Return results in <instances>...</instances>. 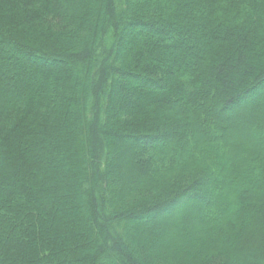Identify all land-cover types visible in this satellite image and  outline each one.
Returning a JSON list of instances; mask_svg holds the SVG:
<instances>
[{
    "label": "trees",
    "instance_id": "16d2710c",
    "mask_svg": "<svg viewBox=\"0 0 264 264\" xmlns=\"http://www.w3.org/2000/svg\"><path fill=\"white\" fill-rule=\"evenodd\" d=\"M263 203L264 0H0V264H264Z\"/></svg>",
    "mask_w": 264,
    "mask_h": 264
},
{
    "label": "rangeland",
    "instance_id": "374dc122",
    "mask_svg": "<svg viewBox=\"0 0 264 264\" xmlns=\"http://www.w3.org/2000/svg\"><path fill=\"white\" fill-rule=\"evenodd\" d=\"M134 34V32H133V30H132V28H130L129 30H128V35L129 36H131V35H133ZM46 51V50H45ZM34 63V62H33ZM26 67L27 68H36V70H39V71H42V72H47L48 70L49 71H51V70H54V69H58L59 67L60 68H67V67H69V64L66 62H62V63H59V62H57V63H53V62H51V63H49V62H46V61H44V62H36V63H34V64H28V65H26ZM14 77H16V76H14ZM36 81V80H35ZM17 95H19V92H14V93H12V95H10L9 97H8V99H10V97H14V96H17ZM237 138H238V136L237 135H234L233 134V136H231V141L232 142H234V141H236L237 140ZM136 151V149L134 148V149H129V148H126V149H122L121 147H114V148H110V152L113 154V155H118L119 156V158H117V160L116 161H113L111 164H110V166H111V168H113L114 170L115 169H117V168H119L120 167V170H121V168H123V166H125V167H127V166H129L130 165V163L128 162V160H127V155H128V153L130 152V151ZM230 154H232V152L230 153ZM122 166V167H121ZM129 174L130 173H127V174H125V177L124 178H122V181L124 182V180L127 178V177H129ZM263 205H264V203H263ZM179 206H181L180 208L178 207V208H175L174 210H172V212L170 213V214H172V215H175L176 216V218H178L179 216H181L180 214H181V212L183 211V210H187V206L185 207L183 204H181L180 203V205ZM184 206V207H183ZM197 208V207H196ZM189 209V208H188ZM194 208L192 207L191 209H189L188 211H192ZM199 209H201V207L199 208ZM202 211H204L205 212V209L203 210L202 209ZM169 220V218H168V216L167 215H164V216H160V217H157V218H155V221L153 222V224L154 225H161V224H163V223H165V222H167ZM152 223H147L146 221L145 222H139V223H136L135 225H133L134 227H140V228H142V227H149L150 229H151V227H150V225H151ZM177 224L178 225H180V226H182L183 228L185 227V226H187V223H183V221L180 219V218H178V221H177ZM139 228V229H140ZM246 234H247V232H246ZM251 234H253V237L255 236V234L257 235V234H259V235H261V236H263L264 237V223H255L253 226H252V228H251ZM166 238L164 237V240H165ZM263 241H264V238H263ZM253 245H256V246H258L259 245V243L256 241ZM134 249V248H133ZM245 252H249V249H247V248H244V250L241 252V258L243 259L244 258V256H245ZM257 253L259 254V253H261V249H260V247H258L257 248ZM252 254H255V253H252ZM256 255V254H255ZM111 257V264H117V262H116V260H115V258L113 257V256H110ZM235 259V258H234ZM237 260H238V263H242V261H241V259L239 260L238 258H237ZM232 260H231V258L230 259H225L223 262H222V264H231L230 262H231Z\"/></svg>",
    "mask_w": 264,
    "mask_h": 264
}]
</instances>
